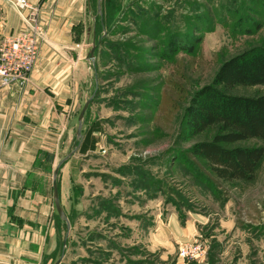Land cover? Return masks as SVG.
Segmentation results:
<instances>
[{"label": "rangeland", "instance_id": "rangeland-1", "mask_svg": "<svg viewBox=\"0 0 264 264\" xmlns=\"http://www.w3.org/2000/svg\"><path fill=\"white\" fill-rule=\"evenodd\" d=\"M97 3L84 0L74 31L85 53L95 44L74 114L93 95L82 133L98 124L102 149L75 153L59 168L70 222L61 264H264V158L251 181L225 182L190 151L209 135L188 138L185 130L193 94L221 63L264 47V0H100V12ZM6 10L0 3V20ZM231 93L264 94V85ZM39 169L51 181V165ZM84 206L86 227L77 220ZM95 217L101 232L92 230ZM58 221L59 257L67 228ZM194 240L203 252L180 258Z\"/></svg>", "mask_w": 264, "mask_h": 264}, {"label": "crops", "instance_id": "crops-1", "mask_svg": "<svg viewBox=\"0 0 264 264\" xmlns=\"http://www.w3.org/2000/svg\"><path fill=\"white\" fill-rule=\"evenodd\" d=\"M28 1L39 7L43 40L26 84L0 87V168H7L0 170V264H53L58 258L61 218L53 202V178L39 168L51 165L53 173L62 154L77 142L75 105L89 65L85 40L81 47L73 41L75 27L83 20L84 0ZM0 3L8 12L1 17L0 34L18 33L23 29L20 16L4 0ZM98 132L93 134L98 137ZM99 141L93 150L76 155L100 153ZM39 183H45V189ZM87 213L85 206L78 207L79 226H89ZM94 220L92 230L101 232L100 221ZM94 240L95 248L101 245Z\"/></svg>", "mask_w": 264, "mask_h": 264}, {"label": "trees", "instance_id": "trees-1", "mask_svg": "<svg viewBox=\"0 0 264 264\" xmlns=\"http://www.w3.org/2000/svg\"><path fill=\"white\" fill-rule=\"evenodd\" d=\"M253 85H264V47L261 46L241 51L223 61L211 83L193 94L186 111L188 138L209 135L195 142L191 153L225 182L251 181L264 158V145H234L250 139L264 142V94L231 93L237 86ZM98 131L100 126L96 123L86 129L79 153L95 148L99 137L93 133ZM51 158L50 154L48 159Z\"/></svg>", "mask_w": 264, "mask_h": 264}, {"label": "built area", "instance_id": "built-area-1", "mask_svg": "<svg viewBox=\"0 0 264 264\" xmlns=\"http://www.w3.org/2000/svg\"><path fill=\"white\" fill-rule=\"evenodd\" d=\"M4 1L18 13L23 29L5 36L0 42V85L22 87L26 84L38 56L39 42L43 40V34L36 21L37 8L30 6L28 0ZM25 10H29L27 14L24 13ZM202 252V244L194 240L180 247L178 255L189 260L197 258Z\"/></svg>", "mask_w": 264, "mask_h": 264}, {"label": "water", "instance_id": "water-1", "mask_svg": "<svg viewBox=\"0 0 264 264\" xmlns=\"http://www.w3.org/2000/svg\"><path fill=\"white\" fill-rule=\"evenodd\" d=\"M97 11L100 12V0H98V3H97ZM94 49H95V44L92 42V46L88 51V59L91 61L94 60V55H93ZM92 98H93V95L87 97V99L83 103V105L80 109V112L77 116V126H76V131H75V136H76V140H77L76 144L62 159L59 160V162L56 164V166L53 170V173H52V178H53V187H52L53 188L52 189L53 194H52V196H53L54 206H55V209H56L58 216L62 220H64L66 228H67L66 234H65V236L63 238V242H62V252L53 264H59L62 257H63L64 250H65V244L67 241V235H68V231L70 229L69 219L65 215V212H64L63 208L61 207V204L59 201V193H58V187H57L56 179L58 177L59 168L63 164V162H65L69 157H71L75 152L78 151L79 144H80L82 137H83L82 129H83L84 115H85V112H86Z\"/></svg>", "mask_w": 264, "mask_h": 264}, {"label": "bare ground", "instance_id": "bare-ground-1", "mask_svg": "<svg viewBox=\"0 0 264 264\" xmlns=\"http://www.w3.org/2000/svg\"><path fill=\"white\" fill-rule=\"evenodd\" d=\"M17 8V7H16ZM18 9V8H17ZM20 11V10H19ZM17 13V12H16ZM18 14V13H17Z\"/></svg>", "mask_w": 264, "mask_h": 264}]
</instances>
